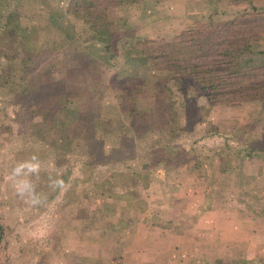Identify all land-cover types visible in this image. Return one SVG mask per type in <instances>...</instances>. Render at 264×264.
<instances>
[{"label":"rangeland","instance_id":"obj_1","mask_svg":"<svg viewBox=\"0 0 264 264\" xmlns=\"http://www.w3.org/2000/svg\"><path fill=\"white\" fill-rule=\"evenodd\" d=\"M92 10L104 16L95 23L101 32L82 17ZM10 12L32 35L10 33ZM74 48L81 54L71 61L88 66L66 68L63 56ZM44 65L38 81L66 75L74 87L54 116L47 109L62 98L18 91L23 71ZM87 106L99 107L106 127L131 125L107 137L105 146L124 145L119 157L97 156L85 141L72 148V128ZM147 152L168 164L150 172L146 186H133L139 205L149 203L148 216L125 203L123 187L95 189L111 174L140 168ZM33 156L38 173L9 178ZM90 158L98 162L85 165ZM21 179L38 203L17 193ZM56 180L62 186L52 187ZM262 208L264 0H0V264L94 256L98 239L101 264H125L136 244L132 228L148 226L152 215V225L178 235L181 264L194 263L197 238L218 257L212 264H264V254L247 259L241 247L264 226ZM167 214L179 220L164 222ZM199 214L215 222L209 231L194 225Z\"/></svg>","mask_w":264,"mask_h":264},{"label":"trees","instance_id":"obj_2","mask_svg":"<svg viewBox=\"0 0 264 264\" xmlns=\"http://www.w3.org/2000/svg\"><path fill=\"white\" fill-rule=\"evenodd\" d=\"M92 11L96 12V14H90L88 13L89 11H86V13L82 15V17L84 19H88L89 26L93 30H97L95 29V27H97L98 24L95 23L99 22V19L101 17L104 18V16L103 14H100L99 11L97 10H92ZM14 13L15 12H10L7 20V23L12 26V28H9L10 33L19 35L21 39L27 38L30 35H32L30 29H28L26 26L25 28H20L22 26L18 24L17 19L14 17ZM97 32H101V31L97 30ZM77 51L79 54H77ZM80 54H81L80 50H78L77 48H74L71 52H66V54H64L63 56V60L65 61V63H67L65 64L66 68L70 69L72 67V69H79L80 67H85L86 65L88 66L89 60L85 61L88 62L87 64L84 63L74 64L71 61ZM155 57L157 58L158 54H156ZM30 59L32 60V58ZM77 61L79 62V59H77ZM45 65L38 66L36 69H34V67L25 69L23 71V78H22L24 79V82L22 83L23 87L20 88L18 91L27 90L28 93L38 94L41 93L40 90L47 89L49 90L47 93H49L50 95H54V96L56 95L59 99L62 98V100H60L59 103L57 102L56 104L52 105L50 108L47 109V111H50L49 112L50 115L54 116L55 112L58 111L63 105H65V102L63 101L67 97V94L68 95L72 94L71 91L74 89V87L68 86V83L65 81V77H64L66 75L52 77L51 74L50 76L47 77V79L45 80L41 79L38 81L37 79H39L40 69L43 70L49 67V66L45 67ZM173 65L175 66V64ZM28 74L31 75V78L30 80H27V82L25 83ZM20 76H22V73H20ZM16 87L17 85L15 86V88ZM21 94H23V92ZM26 95L25 97L28 98V94ZM94 110L96 111L93 112ZM76 119L77 121L76 123H74V126L72 128V135H71L72 138L71 142L73 143L72 144L73 149L79 147L80 142L85 141L87 143H91L92 145L94 144V147L96 148L95 153L97 156L104 155L107 152V153H111V155H113L112 157H116V158L119 157V155L121 154L119 152H121V148H123L124 145L121 146L120 144H118L116 146L112 145V147L105 146L107 137H109L110 135H112L113 137H119L122 130H126L130 128L131 125L129 123H123V125H119V126L106 127L104 125L105 120H100L99 118V107L90 108V106H87L85 109L79 111V118ZM151 120L152 119H150V121L146 123L147 125L150 126V128H151L150 124L152 123ZM207 132L209 134H213L218 131L212 128L209 129ZM165 148H168V145H166ZM252 151L254 152L253 154L249 153L251 156L257 154V151L254 150ZM249 154H244V155L250 156ZM166 160L167 158L165 157H162L157 154L152 155L151 153L147 152L145 153L144 157L140 156V168L137 169L130 166L131 170H128L129 172L123 171L120 173L116 172L115 174H111V176L114 177L112 181H109V179L106 178H104L102 181H96L95 189L104 191L106 188L121 189L120 187H123V192H121L120 196H123V200L125 201V203H127L131 207L139 208L141 207V205H139V199H138L139 197H137L139 193L135 189H133L135 182L142 181V184L146 186L147 183L149 182L150 172H152L155 168L159 166L168 168L167 167L168 164ZM96 162L98 161L95 158L86 159L84 161L85 165H89V166H94ZM89 177H91V174L85 176V178H89ZM109 182L110 183L114 182L115 184L111 183L110 184L111 187H109ZM126 184H129V188H126ZM208 206L212 208L214 204H212L211 206L209 204Z\"/></svg>","mask_w":264,"mask_h":264},{"label":"crops","instance_id":"obj_3","mask_svg":"<svg viewBox=\"0 0 264 264\" xmlns=\"http://www.w3.org/2000/svg\"><path fill=\"white\" fill-rule=\"evenodd\" d=\"M178 203H183V202L180 201ZM178 203H176L177 206H178ZM145 204L141 205V207L137 209H142L141 210L142 212L146 210L147 216H148L151 213V211L149 210L150 208L149 203H147L146 205L148 209L145 208ZM163 206L165 205L163 204L158 205V207H163ZM262 210H264V208H262ZM134 213H135V210H134ZM164 217L165 218H161L164 222L168 221L169 219H171L172 221L179 220L177 216H173L171 214H167V216H164ZM148 219H149L148 226L144 224L143 227L134 226V228H132V235H134V238H135L134 242H136V244L135 245L133 243L130 244L131 246L129 250L131 251L129 253V257L127 258V262L125 264H158V262L160 264H181L179 261H177V258L179 257V247H178L179 245L176 243V240H178V235L175 234V238H174V236H170L171 232H169L168 228L164 226H162L161 228V227H158L157 225L155 226L152 225V222H154L157 219L156 216L152 215ZM257 219L258 221L263 220L264 213H262L261 215L259 214L257 216ZM197 223L199 224V227H203L204 229H206V231L207 230L209 231L211 227H213L212 223L215 224L213 220H208L207 215H205L204 217V215L202 214H199L197 216L194 225L197 226ZM127 226H128L127 223L122 222V226L119 228L124 229V227L126 228ZM135 227H137L136 232H134ZM233 231L235 233L236 230H233ZM245 238L246 240H250L248 241L249 243L245 244V246L241 245V247L244 248L246 251L245 258L251 259L252 257H256V255L257 256L260 255V257H263V254H264V226L261 228V230L260 228H257L256 233L254 235L248 234V236H245ZM254 238L258 239V241H255V242H258L259 244L253 243L254 241H252V239ZM223 239H225L224 236H223ZM100 242L101 241H99V239L96 241L97 250L94 254H92L95 256L94 259H93L94 256H91V254H88L87 252H80L84 254L85 257H87L86 259H81L80 256H78L80 255V253H74L73 254L74 257L72 255L70 256V254L68 253L66 255V258L63 260L62 264H69V262H71V264H82V263L90 264V259L94 262V264H101L99 256L97 254V251L100 254L99 252V249L101 248V245L99 244ZM89 243H90V239L85 240L84 245L83 244L81 245V251L88 248ZM209 244L211 248L213 243L209 242ZM193 252H194V258H193L194 263L193 264H212L214 263L213 261L214 257L218 258L217 256L212 255L211 249L207 248L206 246L203 247L202 241L200 240V238H197V241L194 243ZM107 253L109 254V251ZM207 253L208 255H206ZM79 261L80 263H78ZM184 264H190V263L184 262Z\"/></svg>","mask_w":264,"mask_h":264},{"label":"clouds","instance_id":"obj_4","mask_svg":"<svg viewBox=\"0 0 264 264\" xmlns=\"http://www.w3.org/2000/svg\"><path fill=\"white\" fill-rule=\"evenodd\" d=\"M36 157H32L30 161H25L17 164L11 173L10 179H14L16 177L20 176H28L30 174L38 173L39 171V163L32 162L35 161ZM62 181L56 180L51 182L52 187H59L62 186ZM16 190L17 193L21 196H24L27 194L29 197H31L32 203H38L39 197L34 192V187L27 179H21L16 181Z\"/></svg>","mask_w":264,"mask_h":264}]
</instances>
